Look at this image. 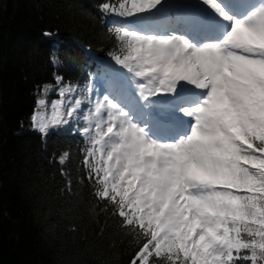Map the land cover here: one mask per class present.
Segmentation results:
<instances>
[{
  "label": "snow or ice",
  "instance_id": "1",
  "mask_svg": "<svg viewBox=\"0 0 264 264\" xmlns=\"http://www.w3.org/2000/svg\"><path fill=\"white\" fill-rule=\"evenodd\" d=\"M161 5L101 8L139 21ZM160 27L115 30V62L144 81V99L164 96L145 105L156 108L152 121L135 118L120 103L126 84L117 71L107 94L89 101L94 116L83 117L82 134L97 195L142 235L132 264H264V0H193ZM63 103H53L50 120L35 114L41 133L77 114L81 100L57 115ZM158 121L176 128L170 140L160 142Z\"/></svg>",
  "mask_w": 264,
  "mask_h": 264
},
{
  "label": "trees",
  "instance_id": "2",
  "mask_svg": "<svg viewBox=\"0 0 264 264\" xmlns=\"http://www.w3.org/2000/svg\"><path fill=\"white\" fill-rule=\"evenodd\" d=\"M106 2L122 0H0V264H132L142 243L97 195L86 136L34 123L52 118L66 85L85 91L123 68L115 30L135 18Z\"/></svg>",
  "mask_w": 264,
  "mask_h": 264
},
{
  "label": "rangeland",
  "instance_id": "3",
  "mask_svg": "<svg viewBox=\"0 0 264 264\" xmlns=\"http://www.w3.org/2000/svg\"><path fill=\"white\" fill-rule=\"evenodd\" d=\"M166 2H168L166 7L157 6L158 10L154 9L153 15H150V16L146 14L139 15L141 19L139 21L137 19L134 20V23L136 24V26L141 27L145 24H154V25H157L156 30L162 32L164 31V28L160 27V25L165 24V23H171L173 21L180 19L183 16V14L189 11V5L193 3V0H162V3H166ZM252 3L257 4L259 3V0H252ZM135 24H133L132 26L134 28H137L135 27ZM117 71L118 70L112 71L111 73H108L105 76L96 79L94 87L89 86L88 89L85 91L75 90L74 93L70 92L68 96H65L62 99L64 103L62 107L57 110V115H59L61 111L62 112L68 111L69 101H74L77 98L81 100V105L78 109L77 114H74L73 117L71 118H67V122H65L68 124V127L72 125L71 132H75V133L81 132L82 133V129H80V127L87 126V124L89 123L83 117L85 115L94 116V113L90 111V109L94 107V105L90 104L89 101L90 100L95 101L98 99H102L103 91L106 93V87ZM118 72L121 74V78L125 81L126 90L137 88L138 90L136 91H139L137 100H131L130 102L132 103L129 105H125L123 102H121V105L125 107V110H128L129 108H131L136 113L135 118H138L141 120L152 121L153 113L156 110V108L155 106L145 107V105L148 103L149 100H154V97H148L147 99L143 98V90L138 87V84H141V81L139 80L141 78L129 79V77H131L132 74L128 75L126 73V70H121ZM142 83H144L143 80H142ZM193 87L194 86H191V85L188 86L189 89H193ZM195 91L199 92L198 89H196ZM128 93L131 94V92H128ZM161 96H164V94H161ZM133 103H135L134 106H132ZM44 105H46V103ZM43 115H44L43 113L40 114L41 117H43ZM102 115L106 117L107 113L104 112ZM185 119H188V118H185ZM62 124L63 123H60V125ZM92 124L93 125L95 124L94 118L92 120ZM155 131H156L157 136L160 137V142H164L166 140H170V138L175 135L176 128L169 123L159 124V122H157L155 126ZM167 135H171V136L168 137Z\"/></svg>",
  "mask_w": 264,
  "mask_h": 264
},
{
  "label": "bare ground",
  "instance_id": "4",
  "mask_svg": "<svg viewBox=\"0 0 264 264\" xmlns=\"http://www.w3.org/2000/svg\"><path fill=\"white\" fill-rule=\"evenodd\" d=\"M201 91V90H200ZM168 137H170L171 135H167Z\"/></svg>",
  "mask_w": 264,
  "mask_h": 264
}]
</instances>
